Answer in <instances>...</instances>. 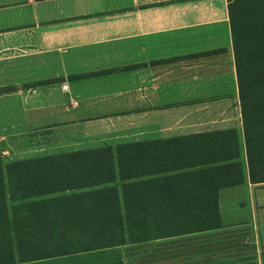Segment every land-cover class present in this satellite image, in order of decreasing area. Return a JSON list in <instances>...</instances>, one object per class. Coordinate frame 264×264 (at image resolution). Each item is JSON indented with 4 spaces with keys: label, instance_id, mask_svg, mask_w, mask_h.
I'll list each match as a JSON object with an SVG mask.
<instances>
[{
    "label": "crops",
    "instance_id": "1",
    "mask_svg": "<svg viewBox=\"0 0 264 264\" xmlns=\"http://www.w3.org/2000/svg\"><path fill=\"white\" fill-rule=\"evenodd\" d=\"M228 4L0 0V147L49 130L51 155L109 148L112 182L45 198L114 187L122 231L146 236L14 264H264Z\"/></svg>",
    "mask_w": 264,
    "mask_h": 264
},
{
    "label": "trees",
    "instance_id": "2",
    "mask_svg": "<svg viewBox=\"0 0 264 264\" xmlns=\"http://www.w3.org/2000/svg\"><path fill=\"white\" fill-rule=\"evenodd\" d=\"M228 3L249 176L259 183L264 182V14L249 16V9L262 11L264 0ZM113 161L109 148L17 160L5 168L0 161V264H14L15 259L33 262L144 239L145 233L122 231L114 187L86 192L87 201L45 198L112 182ZM8 201L13 203L11 213ZM79 209L88 215L70 214ZM147 218L126 214L125 221L141 224ZM169 218L196 224L192 222L196 217ZM200 218V228L218 224L216 215Z\"/></svg>",
    "mask_w": 264,
    "mask_h": 264
},
{
    "label": "rangeland",
    "instance_id": "3",
    "mask_svg": "<svg viewBox=\"0 0 264 264\" xmlns=\"http://www.w3.org/2000/svg\"><path fill=\"white\" fill-rule=\"evenodd\" d=\"M262 11L260 9H255V8H250L249 9V16L254 15H262L264 13V6ZM49 130H43V131H38L33 134H28L22 137L19 141L11 144H7L6 149L4 150L3 146L0 147V161L2 163L3 168L5 166L12 162V161H17V160H24V159H29V158H35L39 157L41 155L46 156V155H51L53 150L49 149L48 145H51L52 143V138L50 135ZM36 134V135H35ZM59 141H62V135L59 133ZM21 148V149H19ZM51 150V151H50ZM60 150L62 149H56L57 152L62 153ZM6 181V179H5ZM13 205L12 202L8 201L7 202V207L9 213H11V206Z\"/></svg>",
    "mask_w": 264,
    "mask_h": 264
},
{
    "label": "built area",
    "instance_id": "4",
    "mask_svg": "<svg viewBox=\"0 0 264 264\" xmlns=\"http://www.w3.org/2000/svg\"><path fill=\"white\" fill-rule=\"evenodd\" d=\"M62 88H63V89H65V88H66V86H63Z\"/></svg>",
    "mask_w": 264,
    "mask_h": 264
}]
</instances>
